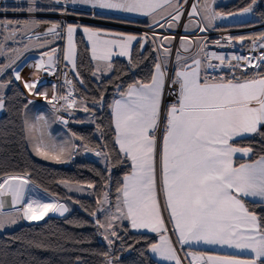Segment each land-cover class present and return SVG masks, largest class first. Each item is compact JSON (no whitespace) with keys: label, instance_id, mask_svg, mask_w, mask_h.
<instances>
[{"label":"snow or ice","instance_id":"1","mask_svg":"<svg viewBox=\"0 0 264 264\" xmlns=\"http://www.w3.org/2000/svg\"><path fill=\"white\" fill-rule=\"evenodd\" d=\"M216 3L217 0H196L187 10L185 6L188 0H14L11 5L0 6V13L12 11L24 14L19 19H0V56L6 58L5 63H0V78L5 77L11 69V76L0 79V112L9 111L8 101L12 97L6 96L5 90L13 84L14 78L22 83L29 96L42 98L51 105L54 113L64 111L71 116L74 114L71 110L75 109L90 114L87 122L95 124V132L105 141L92 146L88 137L72 132L71 139L57 142L48 131L49 120L45 116L29 118L27 110L35 101L27 100L20 109L23 117L21 130L35 155L45 161L64 164L80 149L85 153H94L108 166L109 176L104 178L108 183L103 184V188L109 186L111 168L129 165V171L117 183L114 211L108 191H103L102 198L96 199L95 208L81 204L84 211L93 218L92 226L106 242L108 251L101 253L105 264H123L121 255H112L113 251L123 254L134 250L139 252L141 259L134 260L132 264H145L144 250L135 247L141 240L128 242V228L123 226L124 221L133 230H147L157 234L158 241L148 243L147 250L162 261L183 264L176 244L181 248L203 244L227 247L245 255L241 257L236 254L213 255L189 251L185 257H191L188 264H264V215L249 206V201L257 207L264 206V71H260L264 68V51L255 56H226L223 53L208 52L206 36L190 38L181 35L175 52L176 66L169 78L168 65L173 55L171 45L176 40L174 35L161 36L155 30L151 35H138L83 26L67 20H42L38 14L56 13L63 17L91 14L104 20H117L122 24H133L136 21L128 15L110 13L134 14L150 18V28L175 30L181 27L187 11V23L183 24V30L187 33L198 29L206 33L214 28L218 20L255 15L254 9L259 0H249L238 11L228 12L217 10L214 7ZM261 17L264 18V13H261ZM236 23L244 26L248 21L238 20ZM40 28H44V31H37ZM78 30H82L90 45L91 60L95 61V70L91 74L97 79H100L98 74L107 75L116 70L114 56L126 57L129 70H135L143 60H147L148 56L140 60L133 59L134 44L137 51L141 52L151 42V51L157 53L147 81L135 79L124 90L113 80L108 82L113 83L120 96V99H114L108 105L111 109L109 128L114 132L113 142L118 150L109 149L105 128L96 123L94 109L88 107L89 102L104 106V90L98 89V98L82 96L77 100L73 96L75 85L64 73V85L69 91L66 94L60 93L57 85L52 84V95L49 98L48 90L37 74H56L55 70L60 63L57 48L52 47L40 53L39 59L32 65L36 71L28 79L21 75L23 69L17 64L30 49H43L55 40L66 37L67 45L61 50L63 60L71 65L79 83L85 84L77 69L74 35ZM17 36L27 37L23 48L8 47L7 42L16 41ZM222 39L227 41V45L233 40L241 43L249 40L251 50H264V32L255 37L226 36ZM211 43L218 47L227 46L219 39ZM249 68L256 71L249 75ZM225 69L230 75L224 74ZM237 69L241 75L236 74ZM208 70L218 74L210 75ZM126 74L123 69L117 70L115 80ZM33 76L36 78L33 79ZM166 85L169 95L175 96L167 104ZM103 87L106 89L107 84ZM15 95L23 96V93L17 92ZM56 119L65 125L69 123L60 116H56ZM257 136L262 141L261 152L257 158L252 159L254 148L251 144L242 147L239 143ZM73 141L81 143L77 145ZM237 154L249 159L237 163ZM29 175L27 172L23 175L0 173V232L22 220L40 221L49 213L63 217L70 212V208L59 202L54 194L48 193L47 189L44 191L54 197L52 201L45 202L31 196L26 200L28 184L35 183L27 178ZM58 183L69 191L96 189L95 182L71 183L60 180ZM89 194L94 195L95 191ZM6 196L11 197L12 211L3 210ZM98 213L103 214L102 219ZM165 213L168 222L172 224L171 232L175 235V242L169 235ZM87 223L77 221L75 226L84 227ZM17 241L39 250H49L51 247L43 241L24 240L21 236H15L10 243L0 247L4 257L0 264H8V248ZM13 264H36V258L14 261ZM75 264L84 262L77 256Z\"/></svg>","mask_w":264,"mask_h":264},{"label":"trees","instance_id":"2","mask_svg":"<svg viewBox=\"0 0 264 264\" xmlns=\"http://www.w3.org/2000/svg\"><path fill=\"white\" fill-rule=\"evenodd\" d=\"M249 3V0H224L218 4L217 10L224 12L238 11ZM259 14V18L255 21H249L247 25L264 21L261 17V13H264V0H259V3L255 10ZM42 20L55 21L53 18L39 17ZM93 26L89 24H82ZM244 25V26H247ZM241 26L239 24L226 25L225 27ZM98 27V26H93ZM77 44V69L80 72V78L85 81V84L79 83V78L74 76V95L79 100L82 96L99 97L100 91L104 90V106L93 105L90 102L88 107L93 108L96 116V123L101 124L107 133V142L109 149L118 147L113 142L114 132L110 130L109 125L111 122V109L108 105L119 97L117 89L113 83H108L113 80L115 83L121 85V90L126 88L128 83L133 82L135 79H142L147 81L150 79L152 71V65L157 56L156 52H152V44L149 42L146 44L143 51L138 52L137 46L133 48L132 57L134 60H140L143 56H148L147 60H143L139 67L135 70H129L128 60L115 59V69L108 76H102L99 80H95L92 76L94 66L90 57L89 48L81 33L76 35ZM1 63V62H0ZM123 69L127 74L122 75L119 80H115L117 76V70ZM256 69L249 68L248 74L251 75ZM264 71V68L260 69ZM218 73L212 72L211 75ZM225 75H230L228 72H224ZM237 75H241L239 69L236 71ZM11 76V69L8 70L5 77ZM0 78V79H2ZM107 84L106 89L104 85ZM99 89V90H98ZM23 93V96L15 95V93ZM6 96L12 97L8 101L9 111L3 112L0 117V173L20 174L25 172L30 173L27 177L30 181H34L35 186H39L41 190L47 189L48 193H52L58 198L59 201L65 202L70 208L69 214L63 219H57L49 217L43 222L32 223L29 225H21L18 228L0 234V247L5 243H10L11 238L15 236H21L24 240H37L43 241L45 244L50 245L49 250H39L26 246L24 243L17 241L11 243V247L8 248L7 261L8 264H13L18 260H31L32 257L36 258V264H75L76 257L79 256L83 260L84 264H105L104 256L101 254L108 251L106 243L103 241L101 235L98 234L97 229L92 226L93 218L90 217L87 212L81 207V204L85 206H91L95 208V201L97 198H102V192L108 191L111 205L116 203V187L119 181H122L123 175L129 171V165H119L113 167L110 170L111 180L107 188H103L102 185L108 183L104 178L109 176L108 166L103 162L102 158L99 161H94L89 158H81L76 160L70 165L65 166H53L38 160L31 153L27 140L24 138L22 132V114L20 109L24 103L27 102L28 97L24 94L20 86L13 78V84L5 90ZM77 113V110L76 112ZM75 120H85L83 116L74 114ZM69 116V123L67 129L72 133L86 136L89 138L91 145L103 144L105 141L99 138V134L95 132V124L86 125L84 123L71 124ZM5 132L7 135H5ZM77 145L81 142L76 141ZM261 139L260 137L249 138L239 143V146H251L254 148V154L252 159L257 158L261 152ZM115 158V153H113ZM243 159H237L236 162H243ZM97 173H100L98 175ZM60 180H68L71 183L80 181L95 182L96 189L94 197H79L68 194L64 185L58 183ZM45 192V191H44ZM67 197H71L69 200ZM80 201L81 203H75ZM249 206L252 210L256 211L260 215H264V206L257 207L249 201ZM99 216V213H98ZM100 217V216H99ZM72 221L73 223H68ZM88 222L84 227L75 226V222ZM128 228L126 239L129 243H134L136 239H140L141 242L136 244L137 250H144L145 264H159L150 255L148 251V243L156 242L157 237L151 234H141L133 232L128 224L123 225ZM123 235L124 233L121 232ZM146 238V239H145ZM83 240V243H75L74 241ZM87 250V251H84ZM23 253V255H19ZM112 255H121L123 264H132L134 260H140L138 251L124 252L120 254L117 251H113ZM4 259L3 254L0 253V260Z\"/></svg>","mask_w":264,"mask_h":264},{"label":"built area","instance_id":"3","mask_svg":"<svg viewBox=\"0 0 264 264\" xmlns=\"http://www.w3.org/2000/svg\"><path fill=\"white\" fill-rule=\"evenodd\" d=\"M195 2H196V0H188V4L185 6L186 10L189 9L191 4L195 3ZM4 4H5V0H0V6H3ZM2 14L3 13H0V15H2ZM110 15H111V13H110ZM47 16H48L47 18H53L55 20H67L68 22H72V23H80V24L84 23V24H89V25H93V26L124 31V32L125 31L126 32H134V33H139V34L148 33L149 35H151L152 31L155 30L156 33L158 35H161V36H163V35H174V36H176V40L173 41V44L171 45V47L173 49V55H172V58L170 60L169 65H168L169 78H171L172 72L174 71V68H175V52H176V49L179 47V37L181 35H188L190 38H194L197 36H199V37L206 36L208 38V42H209L207 51L208 52L223 53L226 56H228L230 54L244 55V56H255V55H258L260 51H264V50H260L258 48L254 51L251 50L252 45H251V41H249V40H245L244 46H240L239 42H237L236 40H233L230 45H227V41L222 39V37H226V36H231V37L253 36V37H255L257 34L264 32V21L254 23L251 25H247V26H234V27H225L220 22L216 21L213 30H209L206 33H201V32H199V30H197L194 33H188V32L186 33L183 30V24L186 23V21H187V11H185V16L181 21V27L178 29H175L174 31H171L168 28H162L161 29L158 27H155L153 29L150 27L139 25L137 23L122 24L116 20L114 21V20L100 19V18L94 17L91 14H88V15H85L82 17H63V16H60L59 14L54 13V14L47 15ZM218 39L221 40L222 44H226L227 46L218 47L214 43H211L212 41H215ZM53 45H54L53 47L58 49V56L60 59V63L58 64L57 69H56L58 74L55 78V84L57 85V89L60 93L66 94L69 91V89L64 85V73H67L68 78L73 81V84H74V77L72 75L70 68L65 66L63 63V61H64L63 60V53L61 50L64 49V38L55 40ZM192 51H195V49H193ZM185 54L189 55L191 53H185ZM213 63H217V62L213 61ZM224 72H227V70L225 69ZM40 80H42V78H40ZM73 92H74V90H73ZM25 94L29 100L36 101L35 96H29L27 94V92ZM73 96L76 98L74 93H73ZM174 99H175V96L169 95V89L166 85V87H165V104L173 101ZM61 103H63V102H61ZM55 116H60V117H63V119L69 120V115L64 111H61L59 113H55ZM76 160H77V154L74 153L73 158L68 162V165L72 164ZM94 161H97V160L95 159Z\"/></svg>","mask_w":264,"mask_h":264},{"label":"crops","instance_id":"4","mask_svg":"<svg viewBox=\"0 0 264 264\" xmlns=\"http://www.w3.org/2000/svg\"><path fill=\"white\" fill-rule=\"evenodd\" d=\"M111 15H128L129 18L133 19V20H136V23L139 24V25H142V26H146L148 27V25L151 23V20L150 18L148 17H141V16H136L134 14H115V13H111ZM115 21V20H114ZM117 21V20H116ZM222 25H229L230 23H226L225 21H219ZM161 23H163V21H161ZM80 24V23H79ZM82 25V24H80ZM83 26H88V25H83ZM93 27V26H91ZM99 28H102V29H109V28H104V27H99ZM109 30H113V29H109ZM171 31H174L172 29H169ZM209 30H213V29H209ZM196 31V29H193L192 31L188 32V33H194ZM124 32V31H123ZM126 32V31H125ZM78 33H81L88 48H89V51H90V45L88 44V41H87V38L85 37L84 33L82 32V30H78L75 35H74V42L76 43V35ZM126 33H134V32H126ZM134 34H138V35H141L139 33H134ZM67 45V40H66V37H64V48L66 47ZM136 45L134 44L133 45V48L135 47ZM146 46V45H145ZM50 48H52V45H49L43 49H37V52H35V58H34V61H32L31 63H34L37 59H39V55L41 52L43 51H48L50 50ZM183 55H186L185 53H182ZM191 55V54H189ZM90 57H91V52H90ZM115 59H124V60H128L126 57H113V61ZM64 65L67 66L68 68H70L71 70V65L68 64L67 61H63ZM93 63V66H94V70H95V61H92ZM31 64H29L28 67L31 68L30 66ZM33 65V64H32ZM176 66V65H175ZM35 71V69H32L30 71ZM209 71V74L211 75L212 74V70H208ZM56 74L55 75H49L47 72H40L39 73V78H42V83L44 85V88H46L48 90V93H49V98L51 97L52 95V91H51V85L52 84H55V78L58 74V72L55 70ZM72 72V75L73 77L75 76V72ZM33 72H31L32 74ZM110 74V73H109ZM107 74V75H109ZM100 76V78L102 76H106V75H103V74H98ZM26 76V74H25ZM31 75L29 74L28 77H26L25 79H28ZM34 79V77H32ZM95 80H99L97 79L96 77H94ZM18 85L20 86V88L23 90L24 93H26L25 89L23 88V85L22 83L18 82ZM44 88H38V90H44ZM74 93V92H73ZM117 99H120V96L117 98ZM43 109V110H42ZM39 111V112H38ZM74 114L76 112L75 109L71 110ZM38 113V114H37ZM68 113V112H67ZM27 114L29 116L30 119H35V117L37 115H43L45 116L48 120H49V127H48V131L49 133L51 134V136L57 140V142H59L58 140V136L55 135L54 133V130H59L60 132H62V129L61 128H64L65 126L61 123L58 122V120L55 118V113L53 112L52 110V107L51 105L47 104L42 98H39V97H36V101H35V104L33 105H29V108L27 110ZM73 114V115H74ZM66 128V127H65ZM67 129V128H66ZM68 130V129H67ZM69 132V130H68ZM70 133V132H69ZM71 134V133H70ZM74 142V141H73ZM76 143V141L74 142ZM27 144H28V147L31 151V153L34 155V157H36L37 155H35V153L32 151V148H31V145L29 144V142L27 141ZM118 147V146H117ZM78 153H80V150L78 151ZM77 153V159H81L83 157H92L93 159H96V160H100L101 157H97L94 153H85L83 150H81V153L78 154ZM39 159H38V158ZM36 158L44 163H47L49 165H53V166H65V165H68V163H64V164H57V163H54V162H51V161H45L43 160L41 157L37 156ZM236 160L237 159H243L244 161L245 160H248L249 158L248 157H243L241 158L240 157V154H237V157L235 158ZM32 184V183H31ZM30 184V185H31ZM28 185V192L26 193V200L27 198L31 195L32 197L34 198H38V199H41L43 200V196L44 195L46 198L45 202H50L53 200V196L51 195H48L47 193H45L43 190H41L40 188H38L37 186H35L34 184H32L33 186H35V189H37L40 193H38V191H36L33 187L31 188V186ZM34 190V191H33ZM9 196L7 197H4V211L5 212H8V211H12V204H11V198H9ZM44 201V200H43ZM61 202V201H59ZM52 213H49L48 216H46L43 220H40V221H26V220H22L20 221V224L23 225H29V224H32V223H39V222H43L45 221L47 218L51 217ZM165 216V222H166V225L167 227L169 228V235L172 236V239L173 241L175 242V235L171 232V229H172V224L168 222V218H167V213L164 214ZM129 225V224H128ZM130 227V225H129ZM131 229V228H130ZM133 232L135 233H141V234H151V235H154L157 237V241H158V236L156 233H151V232H148L147 230H140V231H136V230H133L131 229ZM156 241V242H157ZM176 248H177V252L179 254V256L181 257L182 261H183V264H188V261L191 259V257H186V253L189 252V251H196V252H207L209 254H213V255H223V254H236V255H240L241 257H243L245 254L243 253H238L236 252V250L234 249H229L227 247H224V248H221L220 246H209V245H203V244H192V245H185L183 248H181L179 246V244H176ZM150 255L151 257L159 264H172V262H168V261H162L160 260L158 257H156L153 253L150 252Z\"/></svg>","mask_w":264,"mask_h":264},{"label":"rangeland","instance_id":"5","mask_svg":"<svg viewBox=\"0 0 264 264\" xmlns=\"http://www.w3.org/2000/svg\"><path fill=\"white\" fill-rule=\"evenodd\" d=\"M224 0H217V3H216V5L214 6V7H216V6H218V4H220V3H222ZM14 3V0H5V4L3 5V6H8V5H11V4H13ZM255 10H256V8L254 9V12H255ZM51 14H54V13H42V14H38L39 15V17H48L47 15H51ZM23 16H24V14H17V13H13L12 11H8V12H6V13H3L2 15H0V19H4V18H8V19H19V18H23ZM259 18V14L258 13H256L255 12V15H252V14H248L247 16H245V17H235V18H229L228 20H224L226 23H230L229 25H233V24H237L236 23V21H238V20H247L248 22L249 21H255V20H257ZM196 19H199V17H196ZM56 21V20H55ZM186 23H187V21H186ZM198 29H196V31H197ZM37 31H40V32H42V31H44V28H40V29H37ZM195 31V32H196ZM0 36H2V34H0ZM25 43H27V37H20V36H17V39H16V41H8L7 42V46L8 47H11V48H23V46H24V44ZM173 44V43H172ZM52 45V47L54 46L53 44H51ZM35 52H37V49H30L29 51H27V52H25L24 54H23V56L21 57V59L19 60V61H17V64L18 65H20L21 67H22V72H21V75L24 77V78H26V77H28L29 76V74L31 75V72H35L34 70L33 71H30V70H32V69H35L33 66H32V64H34V63H31L32 61H34V58L36 57L35 55ZM0 62L1 63H5L6 62V58L5 57H3V56H0ZM29 64H31L30 66H31V68L30 67H28L29 66ZM14 67H15V65H14ZM19 70V69H18ZM25 74H26V76H25ZM38 76H39V73L37 74ZM106 76H108V75H106ZM34 77V79L36 78L35 76H33ZM16 83H17V81H16ZM18 84V83H17ZM23 91V90H22ZM25 94V93H24ZM26 95V94H25ZM29 100V99H28ZM43 110V109H42ZM39 112V111H38ZM67 113V112H66ZM38 114V113H37ZM68 115H69V113H67ZM75 114H77V115H81V116H83V118L85 119L84 121H86L84 124H86V125H93L92 123H88L87 122V120H88V118H89V115L90 114H88V113H84V112H82V111H78L77 110V113H75ZM70 116V115H69ZM56 118V117H55ZM70 123L71 124H77V122H76V120L74 119L75 118V116L74 115H71L70 116ZM59 122V121H58ZM60 123V122H59ZM62 129V132H60L59 130H54V133H55V135L56 136H58V140H59V142H62L63 140H66V139H71L72 137H71V132L69 133L68 132V130L64 127V128H61ZM75 142V141H74ZM77 143V142H76ZM81 150L82 149H80V153H81ZM80 153H78V154H80ZM37 157V156H36ZM38 158V157H37ZM87 158V157H86ZM89 159H91V160H95V159H93L92 157H88ZM39 159V158H38ZM78 160V159H77ZM97 161H99V160H97ZM31 183H29L28 185H30ZM31 186V188L33 187L34 189H35V186H33L32 184L30 185ZM65 187V186H64ZM65 189H66V191H67V193L68 194H71V195H75V196H79V197H90V198H92V197H94V195H90L89 193H92L93 192V190L92 189H86L84 192H77V191H75V190H73V191H69L68 190V188H66L65 187ZM36 191H38L37 189H35ZM38 193H40L39 191H38ZM31 196V195H30ZM43 196V200L45 201L46 200V198L47 197H45L44 195H42ZM7 197V196H6ZM32 197V196H31ZM9 198H11L10 196H9ZM8 198V199H9ZM112 210L114 211L115 210V204L114 205H112ZM99 216H100V218L102 219L103 218V214H100L99 213ZM124 224H128V222L127 221H124L123 222V225ZM19 226H21V224H20V222L17 224V225H15V226H12V227H9V228H7V229H5L4 231H2V232H0V234H2V233H5V232H8V231H12V230H14V229H16V228H18ZM105 242V241H104ZM106 243V242H105Z\"/></svg>","mask_w":264,"mask_h":264},{"label":"water","instance_id":"6","mask_svg":"<svg viewBox=\"0 0 264 264\" xmlns=\"http://www.w3.org/2000/svg\"><path fill=\"white\" fill-rule=\"evenodd\" d=\"M244 44H245V41H243L242 43L241 42H239V45L240 46H244ZM2 114H3V112H0V117L2 116ZM61 124H63V123H61ZM65 127H67V125H65V124H63ZM61 203H65V202H61ZM66 204V203H65ZM67 205V204H66ZM68 206V205H67ZM69 213H66L65 214V216H63V217H61V216H59V214H54V213H52V215H51V217H54V218H57V219H63V218H65L67 215H68Z\"/></svg>","mask_w":264,"mask_h":264},{"label":"bare ground","instance_id":"7","mask_svg":"<svg viewBox=\"0 0 264 264\" xmlns=\"http://www.w3.org/2000/svg\"><path fill=\"white\" fill-rule=\"evenodd\" d=\"M34 191V190H33Z\"/></svg>","mask_w":264,"mask_h":264}]
</instances>
